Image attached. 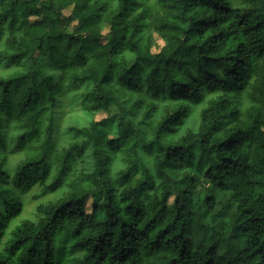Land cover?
Segmentation results:
<instances>
[{"label":"trees","instance_id":"obj_1","mask_svg":"<svg viewBox=\"0 0 264 264\" xmlns=\"http://www.w3.org/2000/svg\"><path fill=\"white\" fill-rule=\"evenodd\" d=\"M0 67V264H264V0H0Z\"/></svg>","mask_w":264,"mask_h":264},{"label":"rangeland","instance_id":"obj_2","mask_svg":"<svg viewBox=\"0 0 264 264\" xmlns=\"http://www.w3.org/2000/svg\"><path fill=\"white\" fill-rule=\"evenodd\" d=\"M69 9L64 10L63 14L64 15H68L69 14ZM71 27L68 28V31L70 30ZM163 45V42L159 39L156 40V47L153 51H158ZM7 72V69L4 67H0V73H4ZM84 93V91L82 92ZM199 106H196L195 110V116L198 115L199 111H200ZM115 112V109L112 108L109 112L108 111H100L97 112L96 114H93L92 116L84 111L82 108H80L79 104H76L74 106H70L68 104V100L66 98L61 99V103H60V109H59V114L58 116L60 117L59 119H57V122H55V127L58 128V135H57V141L59 143H61L62 141H64L66 139V130L68 129L69 126H78V127H83V126H88V124L90 123V121H94V122H100V121H104L107 118H109L111 116V114ZM112 135H109V138H111ZM67 142L69 141V137H67ZM67 145V143L65 144V146ZM22 157L21 153H14V152H10L8 153V166L9 168H13L14 165L20 160V158ZM83 165L78 163L76 164V171L78 172L80 170V168ZM76 172V173H77ZM39 189L36 188L35 190H33L31 193L26 195V203H25V207H24V212L21 214L22 218H33L34 217V209L35 206L38 203H41L43 201H46L47 199L52 198L53 195L47 194V197H40V198H35L36 195H39ZM52 196V197H51Z\"/></svg>","mask_w":264,"mask_h":264}]
</instances>
